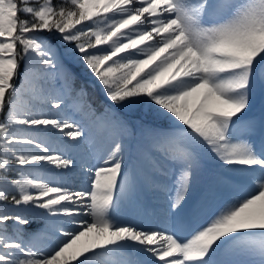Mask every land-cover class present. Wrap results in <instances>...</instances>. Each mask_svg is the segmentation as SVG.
Listing matches in <instances>:
<instances>
[{"label": "snow or ice", "instance_id": "6c2138e0", "mask_svg": "<svg viewBox=\"0 0 264 264\" xmlns=\"http://www.w3.org/2000/svg\"><path fill=\"white\" fill-rule=\"evenodd\" d=\"M0 264H264V0H0Z\"/></svg>", "mask_w": 264, "mask_h": 264}, {"label": "rangeland", "instance_id": "374dc122", "mask_svg": "<svg viewBox=\"0 0 264 264\" xmlns=\"http://www.w3.org/2000/svg\"><path fill=\"white\" fill-rule=\"evenodd\" d=\"M89 93H90V100L93 103V106L96 107L98 110H100V102L104 99L103 94L99 92L98 87L97 89H89ZM69 102L71 103V101Z\"/></svg>", "mask_w": 264, "mask_h": 264}]
</instances>
